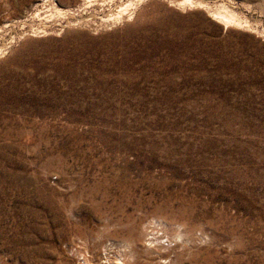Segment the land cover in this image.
Listing matches in <instances>:
<instances>
[{
  "label": "rangeland",
  "instance_id": "obj_1",
  "mask_svg": "<svg viewBox=\"0 0 264 264\" xmlns=\"http://www.w3.org/2000/svg\"><path fill=\"white\" fill-rule=\"evenodd\" d=\"M103 263L264 264V0H0V264Z\"/></svg>",
  "mask_w": 264,
  "mask_h": 264
},
{
  "label": "bare ground",
  "instance_id": "obj_2",
  "mask_svg": "<svg viewBox=\"0 0 264 264\" xmlns=\"http://www.w3.org/2000/svg\"><path fill=\"white\" fill-rule=\"evenodd\" d=\"M189 1V0H188ZM109 4V3H108ZM213 15H216L217 16V18L220 20V21H223L225 24L227 23V22H230L231 20H232V17L230 16V15H224V14H219V13H214ZM117 19V18H116ZM150 231H153V232H155V230H156V227H154V226H150ZM105 254V253H104ZM105 259H107V258H105ZM105 259H103V261L105 260ZM107 263V262H106ZM105 263V264H106ZM104 264V263H103Z\"/></svg>",
  "mask_w": 264,
  "mask_h": 264
},
{
  "label": "built area",
  "instance_id": "obj_3",
  "mask_svg": "<svg viewBox=\"0 0 264 264\" xmlns=\"http://www.w3.org/2000/svg\"><path fill=\"white\" fill-rule=\"evenodd\" d=\"M81 255H82V254H81ZM83 259L85 260V257H84L83 255L79 257V260H80V261H83Z\"/></svg>",
  "mask_w": 264,
  "mask_h": 264
}]
</instances>
